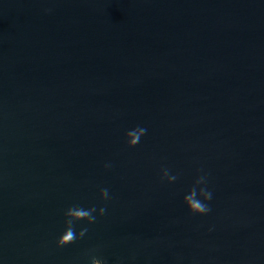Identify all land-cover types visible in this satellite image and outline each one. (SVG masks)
Instances as JSON below:
<instances>
[{"label": "water", "instance_id": "1", "mask_svg": "<svg viewBox=\"0 0 264 264\" xmlns=\"http://www.w3.org/2000/svg\"><path fill=\"white\" fill-rule=\"evenodd\" d=\"M93 256L264 264V0H0V264Z\"/></svg>", "mask_w": 264, "mask_h": 264}, {"label": "clouds", "instance_id": "2", "mask_svg": "<svg viewBox=\"0 0 264 264\" xmlns=\"http://www.w3.org/2000/svg\"><path fill=\"white\" fill-rule=\"evenodd\" d=\"M147 132V129L144 127L137 126L132 128L125 133V139L127 146L129 148L135 147L139 142L142 136ZM105 167H111L110 164H106ZM178 179V174H170L168 168L162 169L161 180H166L168 183H173ZM206 176H198L188 193L184 196L183 202L187 206L188 210L192 214L196 215H205L211 211L210 207L205 203L212 198L211 192L206 187ZM100 198L103 201H108L110 199L109 189L101 188L100 189ZM97 212L96 207L84 208L78 205L70 206L65 210V230L63 234L56 241V246L58 248L67 246L74 243L76 240L83 238L87 233V228H82L77 234L75 231V223L78 221H87L89 224H92L96 221V216L93 213ZM106 212V207L99 208V215L103 216ZM91 264H105L102 259L92 257Z\"/></svg>", "mask_w": 264, "mask_h": 264}]
</instances>
